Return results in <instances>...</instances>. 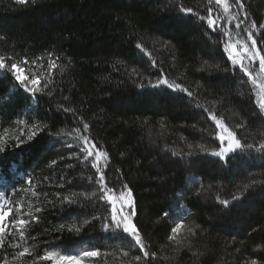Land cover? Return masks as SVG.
Segmentation results:
<instances>
[{
  "label": "trees",
  "instance_id": "16d2710c",
  "mask_svg": "<svg viewBox=\"0 0 264 264\" xmlns=\"http://www.w3.org/2000/svg\"><path fill=\"white\" fill-rule=\"evenodd\" d=\"M166 3L167 0L162 3L158 0H35L32 3L29 0L27 4H20L17 0H0V55L15 56L17 60L27 56L34 61L27 66V72L39 76L42 81L50 79L48 53L53 54L52 58L59 57L53 70L56 84L63 87V94L71 95L74 101L71 105L65 104V107L78 111L84 108L80 114L92 125L93 134L109 150L114 165L120 167L136 186L134 191L142 205L144 231L153 245V251L164 257L163 264H241L252 258L264 260V248H257V245L264 246V198L258 195L262 185L257 184L250 191L248 202L243 207L237 204L230 211L221 212L219 207L206 206L213 203L215 194L220 192L216 186L221 183L227 192L226 196L222 194V198H229L243 183H247L248 174L257 180L264 178L261 175L264 173V161L257 154L251 157L241 154L234 162L229 161L230 165H234L231 170H225L217 158L210 155L216 145L201 140L199 134H192L193 124L206 127L198 122L195 110L186 101L171 100L147 86L148 79L154 82L156 76L147 72L144 63L147 57H142L135 48L137 41L145 45L153 58L164 61L163 67L173 79L178 82L183 80L192 88L197 81L205 83L202 77L207 71L219 75L217 66L219 69L225 67L214 55L215 50L206 41L201 29L191 22L177 26V13L174 9H167ZM183 3L204 14L206 1L183 0ZM246 4L253 18L264 23V0H246ZM160 40H170L174 45L172 51H162L158 43ZM173 55L177 59L175 67L170 69ZM117 60L124 61V64H116ZM114 64L119 72L113 70ZM125 68L144 72L145 87H139L140 81L134 77L129 78ZM200 68L206 71L197 72ZM213 84L216 85L211 89L213 97L223 101L219 111L231 123L242 119L252 121L249 101L235 98V81L214 80ZM10 89L8 79L0 77V146L5 149L0 152V195L7 193L0 203H6L11 196L24 203L26 211L31 212L33 209L28 205L34 202L32 191L19 192L21 187L27 189L26 183H23L27 179L24 173L30 172L39 183L42 176L65 173L66 163L74 161L60 160L68 156V150L58 151L60 144L55 143V139L47 133L40 134L26 154L17 155L20 152V148L16 147L17 137L21 135L17 121L28 120L29 115L36 116V111L28 107L31 101L24 98L22 89L15 95ZM6 98H11V103ZM62 102L58 92L53 101H49L47 96L39 98V118L52 117L44 122L53 125L51 130L60 133L59 139L67 144H77V134L73 129L79 125L73 123L70 115L62 111H47ZM161 122H164V128L160 127ZM261 131L264 128L259 122L251 123V135ZM182 136L187 137V144H202L207 149V152L197 150L192 157L197 162L193 174L202 178L205 186L214 185L206 198L202 196L189 200L195 188L190 184L188 188L183 187L189 176L183 171V161L173 169L177 173L175 183L170 181L158 187L154 179L159 174L151 166L158 158L154 150L167 144L177 152L181 149L187 151ZM121 152L125 153L124 157H121ZM53 160L58 162L57 166L51 165ZM137 161H140L139 168ZM80 171L77 167L66 174L74 177ZM232 177L235 178L234 183L229 184ZM79 184L77 180L73 186H65L62 196L71 197L79 192ZM13 187L17 192L12 191ZM38 191L52 193L57 189L45 187ZM178 193H183V200H179ZM177 200L186 204L188 211L177 204L176 210L169 212L168 219L157 225L158 209H166L170 201ZM39 206L43 208L41 220L33 224L26 235L36 237V240L29 238L27 246L40 255L44 253L43 245L49 238L48 234L61 224L65 226L62 233L52 232V239L59 247L49 248V251L70 253L99 247L106 258L94 261L95 264H129L131 256L139 254L132 253L129 258H121L120 250L125 242L109 238L110 233L103 232L99 222L86 225L79 234L68 231L69 226H80L94 214L92 204L83 208L78 204L62 207L56 201L55 205ZM180 215L186 217L185 224L188 226L195 222L210 229L207 237L194 239L193 251L203 253L199 259L187 250L179 251L167 241L168 224ZM209 217L211 222L205 223ZM233 237L236 243L226 252L224 246ZM6 239L8 264H33L31 258L12 259L11 254L22 250L23 245L14 249L17 241ZM253 249H256L255 253ZM3 256L4 252L0 251V257Z\"/></svg>",
  "mask_w": 264,
  "mask_h": 264
},
{
  "label": "snow or ice",
  "instance_id": "6c2138e0",
  "mask_svg": "<svg viewBox=\"0 0 264 264\" xmlns=\"http://www.w3.org/2000/svg\"><path fill=\"white\" fill-rule=\"evenodd\" d=\"M17 2L27 4L29 0H17ZM31 2L35 3V0H31ZM158 2L162 3L163 0H158ZM221 6L223 11H221ZM165 7L174 9L177 13L175 19L177 26H184L191 22L199 27L206 41L215 50L214 55L219 57L225 67L219 69L217 66L219 75L207 71L206 75L202 77L205 83L197 81L195 88H192L186 85L183 80L178 82L177 79H173L170 72L165 71L164 61L153 58L152 53L145 45L137 41L135 48L142 57H147V60L144 61L147 72L149 75L156 76L154 82L148 79L147 86L157 89L159 95L167 96L171 100H184L195 110V116L199 117L198 122L203 123L206 127L201 128L193 124L191 126L192 134H199L201 140L216 145L210 155L216 157L225 170L230 171L234 165H230L229 161L234 162L235 158L241 154L249 157L257 154L264 161V131L255 135L249 133L252 122H259L264 128V95L255 91L257 81L264 79V23L258 22L249 13L246 0H231V2L229 0H206L204 14L186 6L183 0H167ZM233 32L236 33V39L233 38ZM154 43L156 42L154 41ZM158 43L164 52H171L174 48L170 40H160ZM48 55L50 58L48 63L50 79L44 81L39 76L27 72V66L34 63L27 56L17 60L15 56L0 55V77L8 79L13 95L22 89L21 94L26 100L31 101L28 107L34 108L36 111V116L29 115L28 120L18 119L17 121L21 133L17 137L16 147L20 148L17 155L26 154L34 140L40 134L47 133L50 138L55 139V143L60 144L58 151L68 150V156L61 157L60 160L64 162L70 160L74 163H66L65 173L42 176L39 183H36V177L30 172L24 173L27 179L23 183H26L27 189L21 187L19 192L32 191L34 202L28 206L33 211H26L25 204L11 196H8L6 203H0V251L4 252V256L0 257V264H8L9 253L6 251V238H13L17 241L13 246L14 249H20L23 245L22 250L14 251L11 254L12 259L31 258L33 264H41V262H45V264H88V261L106 258V254H102L99 247L81 250L75 255H62L60 250L49 251V248L57 249L59 247L52 239V232L62 233L65 228L64 224L48 234L49 238L43 245V255L27 246L29 238L36 240V237H29L26 232L33 224H38L41 220L43 208L39 205H55L56 201H59L62 207L78 204L83 208L87 204L93 205L94 214L85 219L80 226H69V232L74 231L79 234L86 225L90 226L99 222L101 230L110 233L109 238L125 242L120 250L121 258H129L130 254L139 253L131 256L129 264H163L164 257L158 251H153V245L149 242L144 231V224L141 221L142 205L134 191L136 186L131 183L120 167L114 165L109 150L100 144L93 134L92 125L80 114L84 108L82 107L78 111L73 107H65V104L71 105L74 101L71 95L63 94V87L56 84L53 70L57 67L56 60L59 57L52 58V53H48ZM176 59L177 57L174 55L171 57L170 69L175 67ZM116 64L123 65L124 61L117 60ZM116 64L113 65V70L119 72ZM205 71V68L197 69V72L200 73ZM125 72L129 78L134 77L140 81L139 87H145L144 72L138 71L136 68H132L130 71L125 68ZM225 79L235 81L237 85L236 99L241 101L246 99L251 104V122L249 119H242L233 124L219 111V105L223 101L214 98L211 89L216 87L213 84L214 80ZM260 89L264 90V83L260 84ZM69 91L71 92V89ZM57 92L62 96L63 102L55 104L54 108H49L47 111L54 110L57 113L62 111L66 115H70L73 123L79 125L73 129V132L77 134V144H67L59 139L60 133H54L51 130L53 125L44 122L51 120L52 117L39 118V98L47 96L49 101H53ZM6 99L8 103H11V98ZM160 127H165L164 122H161ZM181 140L185 142L187 151L181 149L177 152L167 144L154 150L158 158L152 162L151 166L159 173L154 179L158 187H163L170 181L175 183L177 173L173 169L183 161V171L189 173L183 187L188 188L190 184L195 188V191L192 192L189 200L198 199L214 188L213 184L205 186L203 179L193 174L197 162L192 157L197 150L207 152V149L202 144H187V137L182 136ZM4 150V147L0 146V152ZM120 155L124 157L125 153L121 152ZM57 163L56 160H53L51 165L57 166ZM136 166L140 167V161H137ZM77 167L81 169L78 176L69 177L66 174L68 170L75 171ZM261 175L264 176V173ZM234 179V177L229 178V184H233ZM77 180L80 181L78 185L80 191L73 193L71 197L62 196L65 186L71 187ZM257 184L262 185L258 195L260 198H264V178L257 180L255 176L248 174L247 183H243L242 187H239L238 191L231 194L229 198H222V194L227 195L225 185L223 183L217 185L220 192L215 194L213 203L206 206L219 207L221 212H228L237 204L243 207L248 202V194ZM196 185L199 187H195ZM45 187L56 188L57 191L52 193L38 191ZM188 190L191 191L190 188ZM12 191L17 192L15 187ZM177 195L179 200L184 199L183 193ZM4 196H7V193L0 195V199H3ZM179 200L170 201L166 209H158L160 215L155 221L157 225L163 224L168 219L169 212L175 211L177 204L180 208L188 211L187 205L180 204ZM185 219L184 215H180L168 224L167 241L179 251L187 250L199 259L203 253L193 251L195 248L194 239L207 237L210 235V229L195 222L188 226L185 224ZM210 222L211 217L205 221V223ZM235 243L236 240L233 237L225 244V251L227 252ZM257 248H264V246L257 245ZM236 251L239 252L240 249L237 248ZM255 251L256 249H253L254 253ZM241 264H264V260L252 258L242 261Z\"/></svg>",
  "mask_w": 264,
  "mask_h": 264
},
{
  "label": "rangeland",
  "instance_id": "374dc122",
  "mask_svg": "<svg viewBox=\"0 0 264 264\" xmlns=\"http://www.w3.org/2000/svg\"><path fill=\"white\" fill-rule=\"evenodd\" d=\"M204 1H206V0H204ZM221 11H223V8H222V6H221ZM233 38L234 39H236L237 37H236V33L235 32H233ZM261 83H264V79H261V80H258L257 81V84H256V86H255V88H256V92H258V93H260L261 95H264V90H262V89H260V84ZM118 195V194H117ZM207 196L206 195H204V198H206ZM78 252L79 251H73V252H70V253H61L62 255H68V254H72V255H75V254H78ZM229 255V254H228ZM88 264H95L94 263V261H88Z\"/></svg>",
  "mask_w": 264,
  "mask_h": 264
}]
</instances>
